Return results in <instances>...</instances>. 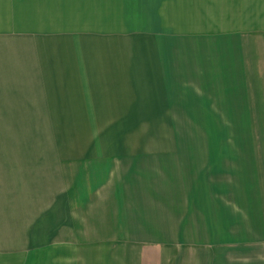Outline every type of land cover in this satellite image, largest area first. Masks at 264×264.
<instances>
[{
    "label": "crops",
    "instance_id": "0c3cea01",
    "mask_svg": "<svg viewBox=\"0 0 264 264\" xmlns=\"http://www.w3.org/2000/svg\"><path fill=\"white\" fill-rule=\"evenodd\" d=\"M22 264H264V0H0V238Z\"/></svg>",
    "mask_w": 264,
    "mask_h": 264
},
{
    "label": "rangeland",
    "instance_id": "374dc122",
    "mask_svg": "<svg viewBox=\"0 0 264 264\" xmlns=\"http://www.w3.org/2000/svg\"><path fill=\"white\" fill-rule=\"evenodd\" d=\"M8 241L5 237L0 238V247L3 248V250H6L5 247H7ZM23 262V256L21 255H7L3 251L0 254V264H22Z\"/></svg>",
    "mask_w": 264,
    "mask_h": 264
}]
</instances>
